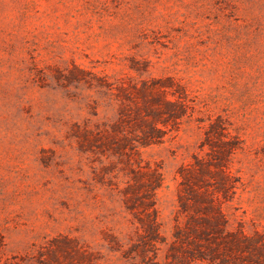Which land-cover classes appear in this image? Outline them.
Instances as JSON below:
<instances>
[{"label":"rangeland","instance_id":"obj_1","mask_svg":"<svg viewBox=\"0 0 264 264\" xmlns=\"http://www.w3.org/2000/svg\"><path fill=\"white\" fill-rule=\"evenodd\" d=\"M168 75L196 111L134 154L164 178V241L144 254L124 203L128 156L80 140L114 129L119 81ZM219 115L243 140L229 228L264 233V0H0V264H87L66 238L89 264H179L168 258L188 215L179 168Z\"/></svg>","mask_w":264,"mask_h":264},{"label":"trees","instance_id":"obj_2","mask_svg":"<svg viewBox=\"0 0 264 264\" xmlns=\"http://www.w3.org/2000/svg\"><path fill=\"white\" fill-rule=\"evenodd\" d=\"M118 83L121 115L114 129L85 131L80 142L96 139L112 143L117 153L128 156L124 203L143 229L142 252L146 254L164 241L156 205V192L164 178L159 169L132 160L139 147L162 142L168 134L190 123L196 103L186 87L170 75L130 77ZM196 120L204 121L199 117ZM199 148L201 152L194 153L192 160L179 168V201L188 215L185 226L177 227L168 258L179 264H264V233L230 229L222 209V203L234 197L240 182L231 165L243 148L241 136L232 129L229 119L219 115L208 123ZM64 242L74 248L67 252L70 258L75 254L82 262H91L90 253L78 248L75 240L66 238ZM4 264L22 263L8 260Z\"/></svg>","mask_w":264,"mask_h":264}]
</instances>
